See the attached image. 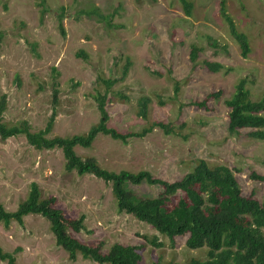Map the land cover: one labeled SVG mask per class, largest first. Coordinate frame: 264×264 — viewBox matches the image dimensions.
<instances>
[{
	"label": "rangeland",
	"instance_id": "obj_1",
	"mask_svg": "<svg viewBox=\"0 0 264 264\" xmlns=\"http://www.w3.org/2000/svg\"><path fill=\"white\" fill-rule=\"evenodd\" d=\"M188 1L191 15L181 0H0L4 121L28 120L38 131L55 113L50 136L86 133L101 117L96 96L105 92L103 79L121 78L129 59L127 76L109 92V125L129 132L163 121L175 132L157 126L127 143L100 134L90 147L77 145L76 152L95 157L109 170L147 169L169 181L203 158L231 167L243 193L263 199L264 180L252 174L264 175V140L250 137L245 128L231 133L225 101L242 78L253 100L264 98V0ZM226 15L246 34L247 56ZM194 46L200 48L196 61L191 60ZM207 61L223 68L210 70ZM215 92L220 95L211 96ZM142 96L151 98L147 118L138 113ZM65 165L61 148L37 149L25 135L0 136V202L17 210L37 182L42 196H55L67 216H85L86 229L71 233L85 243L103 242L104 252L120 242L138 245L143 264L208 258L207 247H188L186 236L172 245L167 235L121 212L111 183ZM130 188L141 196L162 192L148 183ZM155 236L161 247L151 243ZM0 243L5 251L16 252L19 264H100L82 255L71 260L41 214H28L24 225L0 222Z\"/></svg>",
	"mask_w": 264,
	"mask_h": 264
},
{
	"label": "trees",
	"instance_id": "obj_2",
	"mask_svg": "<svg viewBox=\"0 0 264 264\" xmlns=\"http://www.w3.org/2000/svg\"><path fill=\"white\" fill-rule=\"evenodd\" d=\"M186 12L191 15L193 3L181 0ZM45 9H43V12ZM101 18L108 19L103 13ZM231 32L240 42L242 53L247 56L250 51L248 38L240 32L234 20L226 15ZM65 34L63 25L60 24ZM200 48L193 47L191 60L196 61ZM83 56L84 52L79 53ZM131 61L124 66L122 77L103 79L106 89L100 92L96 99L101 113L100 120L83 134L72 136H50L56 114L53 113L44 129L32 130L28 120L16 124L4 121L7 108V98L0 99V136L8 139L13 136L25 135L28 142L37 149L61 148L66 158V169L76 170L79 174L86 173L112 184L113 193L121 212L134 215L141 221L150 224L160 233L176 244L178 236H186V244L190 248H208L207 259L192 258L186 263L153 261L149 264H264V198L246 195L242 191L239 180L231 167L226 164L211 165L200 158L192 170L182 177L169 181L154 175L150 170L137 172L121 170L119 172L103 168L95 157L79 155L77 145L90 147L100 134L109 135L124 143L132 137H143L159 126L166 133L175 132L173 126L163 121H154L141 131L123 132L109 125L110 113L107 109L109 92L113 85L127 76ZM208 69L217 71L223 68L219 62L207 61ZM177 85V90H178ZM55 91V97L57 96ZM215 92L211 96H219ZM151 98L142 96L139 99L138 113L147 118ZM229 107L228 129L231 133L240 129H248L247 134L256 139L264 140V98L253 100L247 81L242 78L236 85L234 93L226 99ZM205 105V102L198 103ZM253 177L264 180V175L252 174ZM148 183L159 185L162 192L157 196H141L130 185ZM41 214L51 223V229L56 242L69 254L71 260L79 255L94 260L100 264H143V255L138 245L114 243L108 252H104V243H85L76 238L70 231L80 232L86 229L85 216L77 218L67 216L65 211L57 206L55 196L43 197L37 182L31 184L30 192L17 210L9 211L0 202V222L9 227L13 220L25 224L28 214ZM151 243L161 247L163 242L158 237ZM17 250V249H16ZM0 260L8 264H19L16 252L5 251L0 243Z\"/></svg>",
	"mask_w": 264,
	"mask_h": 264
}]
</instances>
